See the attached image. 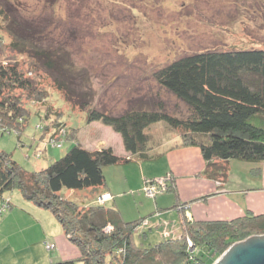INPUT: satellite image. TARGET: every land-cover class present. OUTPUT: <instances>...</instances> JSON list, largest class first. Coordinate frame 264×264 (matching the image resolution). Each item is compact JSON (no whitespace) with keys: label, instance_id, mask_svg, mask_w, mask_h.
I'll list each match as a JSON object with an SVG mask.
<instances>
[{"label":"rangeland","instance_id":"1","mask_svg":"<svg viewBox=\"0 0 264 264\" xmlns=\"http://www.w3.org/2000/svg\"><path fill=\"white\" fill-rule=\"evenodd\" d=\"M0 9L6 10L9 20L7 23L0 17V60L3 64L18 62L19 68L33 78L37 89L46 96L43 101L34 96L28 98L26 92L17 91L21 102L31 109L28 123L20 138L15 132H0V153L9 155L28 171L47 167V161L61 157L67 151L69 144L66 142L62 147L48 148L46 153L45 144H56L60 134L91 150L112 147L117 155L127 153L118 133L101 122L88 123L86 113L65 99L53 83L51 74L34 58L33 49L45 50L53 56H64L68 64L72 62L76 88L81 92H91V105L98 110L118 115L130 107L152 109L161 103L168 113L178 116H185L188 108L156 83L154 73L158 68L182 55L212 49L264 50V0H0ZM10 24L16 27L14 30L17 32L25 29L24 32L33 36L32 39L27 36L30 42L25 45L26 52L12 48V39L17 35L8 28ZM36 112L41 115L38 116ZM46 112H49L47 117ZM57 120L75 130L56 131L54 125ZM40 124L47 125L44 132L37 129ZM149 132L154 140L153 145L161 150L185 148L181 145L179 132L171 130L164 123L154 124ZM138 168L133 163L118 166L117 169L106 166L104 174L108 188L112 187L120 193L128 191L109 202V205L116 204L125 219L133 220L141 215L147 217L148 223L137 231L136 236L144 247L165 237H178L180 222L192 221L187 205L202 200L207 202L221 195L230 177L228 173L225 177L210 178V182L205 175L206 166L196 176L200 178L197 189L208 193L202 194L201 191L202 196L179 205V217H175L176 209L161 211L160 216H153L148 213L152 212L154 200L144 194V181L164 178L167 173L165 160L146 162L143 169ZM120 169L128 176V189L123 188ZM156 186L162 188L159 182H156ZM144 188L145 193H152L149 189L153 187L147 182ZM97 193L93 190L63 191L68 199L79 204L95 202L92 197ZM7 194L14 200V207L8 212H21L17 215V224H29L32 219L35 222L42 220L44 224H52L50 220L60 224L51 211L38 206L36 209L39 213L33 214V217L21 206L27 204V200L18 190ZM107 194L101 193L100 202L112 200L111 194L104 199L103 195ZM14 232L10 237L11 243L22 236L17 229ZM34 234L32 238L39 235L38 229ZM253 235L263 234L251 233L245 239ZM64 236L68 240L65 232ZM68 243L79 253L78 247L69 240ZM47 244L51 247L49 251L56 248L55 243ZM34 246L33 251L41 252L39 245ZM1 249L0 264H25L29 255L15 252L20 250L18 247L13 250L3 245ZM189 251L194 252L192 245ZM51 254H55V251Z\"/></svg>","mask_w":264,"mask_h":264},{"label":"trees","instance_id":"2","mask_svg":"<svg viewBox=\"0 0 264 264\" xmlns=\"http://www.w3.org/2000/svg\"><path fill=\"white\" fill-rule=\"evenodd\" d=\"M0 17L9 23L6 10L0 9ZM12 24L8 28L18 37L15 35L11 46L26 52L28 38L33 36L24 32L25 29L17 32ZM33 50L34 58L51 74L65 99L86 113L88 123L101 122L118 133L129 154L117 155L112 147L91 150L71 142L64 134H60L56 144H45L46 153L48 148H59L66 142L69 148L61 157L47 161V167L41 170H25L9 155L0 153V216L14 207L7 192L18 190L25 200L51 211L69 241L79 249L77 258L55 264H212L229 246L251 233L264 234V215L247 212L232 220H183L178 237H165L144 247L136 236L148 223L147 217L124 221L120 211L109 205L111 200L99 201L107 187L106 166L131 164L133 157L153 160L154 156L148 154L154 146L149 130L157 123L178 131L182 146L199 149L208 178L227 176L230 161L263 163L264 50L212 49L182 55L158 68L154 73L156 83L187 106L185 116L168 113L161 103L152 109L130 107L118 115L98 110L91 105V92L76 88L72 62L68 64L64 56H53L45 50ZM17 63L3 64L0 60V132H15L20 138L31 109L16 92H26L28 98L34 96L43 101L46 96ZM40 127L37 129L42 132L47 129V125ZM54 127L56 131L75 130L59 120ZM161 179L165 180V188L155 189L152 197L146 195L145 183L153 185L159 179L144 181L143 191L148 198L155 200L160 195L176 193L170 174ZM66 190L98 193L92 197L95 202L79 204L63 194ZM148 214L160 216L161 212ZM190 245L194 247L193 253L189 251Z\"/></svg>","mask_w":264,"mask_h":264},{"label":"crops","instance_id":"3","mask_svg":"<svg viewBox=\"0 0 264 264\" xmlns=\"http://www.w3.org/2000/svg\"><path fill=\"white\" fill-rule=\"evenodd\" d=\"M159 148V146H153V149L148 151L149 156H154L153 160L141 161L140 159L133 157L135 159H133L132 163L136 164L139 167L138 169H143V165L146 162L165 160V172H167L166 175L170 174L174 178L176 193H166L158 196L153 202L152 212L155 210H159L160 212L174 211L175 206H178L176 209L178 212L175 214V217H177V215L179 217V210H181L179 205L202 196L200 192L203 190L197 189L199 187L200 178L197 177L196 174L199 170H205L207 165L203 160L199 149L196 147L185 146V148L176 151L161 150ZM126 155L129 154H120V156ZM228 165L230 170L229 182L228 186L225 185L223 187L225 190L220 192L222 193L221 195L213 197L207 202L202 200V202H192L187 205L190 214L189 218L193 221L232 220L244 216L248 211L255 215H264V162L250 164L241 161H230ZM118 166L123 167L124 165H114L116 169ZM120 172L121 180L124 184L123 188L128 189V176L127 174L125 176L123 169H120ZM142 176L143 174L141 173V177ZM208 179L211 182V179ZM105 192H108L113 196V199L109 202L114 201L119 195L128 193V191L120 193L119 190L116 191V189L112 187H106ZM208 192L203 191L202 194ZM18 197L23 201L20 195H18ZM10 198L11 202H14L13 197ZM26 203L27 204H21V206L29 211L33 217V214L39 213L35 204L29 201ZM113 205L120 211L121 217L124 221H131L130 219H125L122 210H120L116 204ZM8 211L0 216L1 248L3 245H5L6 248H11L13 250H16L18 247L20 250H16L15 252L19 251L23 254L28 253L29 255L26 258L25 264H55L59 261L77 258L79 253L74 249L73 245L68 243L69 239L67 240L64 236L60 224H55L52 220H50L52 224H44L42 220H38L36 217L37 222L32 219L33 221L31 220L29 224H17L16 222H19L17 215L21 212H16V210H13L12 212ZM142 216L144 215H141L140 217ZM16 229L17 231H20L19 233L22 236L15 240L14 243H11L10 237L15 233L14 231ZM35 229H38L39 235L32 238L33 235H36L34 234ZM26 230L28 231L25 232ZM45 242L55 243L56 248L53 250L55 251V254H51L53 251L49 252L47 249L44 250L43 246ZM34 245H39L41 252L33 251V247H35ZM1 248L0 253L3 252V249ZM14 254L17 255L16 253Z\"/></svg>","mask_w":264,"mask_h":264},{"label":"water","instance_id":"4","mask_svg":"<svg viewBox=\"0 0 264 264\" xmlns=\"http://www.w3.org/2000/svg\"><path fill=\"white\" fill-rule=\"evenodd\" d=\"M213 264H264V234L232 244Z\"/></svg>","mask_w":264,"mask_h":264},{"label":"built area","instance_id":"5","mask_svg":"<svg viewBox=\"0 0 264 264\" xmlns=\"http://www.w3.org/2000/svg\"><path fill=\"white\" fill-rule=\"evenodd\" d=\"M156 182H159V183H161L162 184V188H160V189H164L165 188V180L164 179H159V180H157ZM149 186L150 187H153V188H150L149 190H151V194H149L148 192H146V195H150L151 197L152 196H154V194H155V189L157 188V186H156V184H153V185H150L149 184ZM146 190V189H145ZM157 190V189H156ZM110 194H107V196L106 195H103V197H104V199H107V198H109L110 196H109ZM100 199V198H99ZM103 199V198H102ZM100 201V200H99ZM46 248H47V250L49 251V250H51V247H50V245H48L47 243H46Z\"/></svg>","mask_w":264,"mask_h":264}]
</instances>
